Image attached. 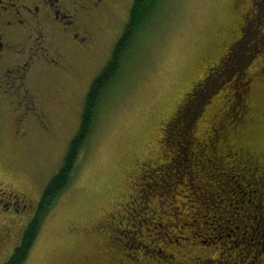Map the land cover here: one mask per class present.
Segmentation results:
<instances>
[{"label": "rangeland", "instance_id": "rangeland-1", "mask_svg": "<svg viewBox=\"0 0 264 264\" xmlns=\"http://www.w3.org/2000/svg\"><path fill=\"white\" fill-rule=\"evenodd\" d=\"M159 2L157 15L132 40L134 52L126 56L125 69L105 96L72 179L42 220L22 264H239L241 254L252 260L250 264H264V251L253 257L252 246L248 255L241 248L264 245V209L255 206V198L246 193L244 200L252 201V210H217L227 192L217 194L205 163L207 156L211 159L209 138L221 160H232L231 153L213 142L220 135L246 152L264 155V80L254 77L244 84L256 73L254 64L256 60L260 63L262 53L250 43L244 47L242 41L232 66L218 70L215 65L225 46L238 37L241 25L244 38L254 41L257 20L263 19L264 25V0ZM131 3L111 1L110 5H117L111 17L96 19L98 23L91 20L88 46L76 43L79 49L75 45L73 50L85 51L66 56L74 75L61 72L41 84L35 103L40 120L23 102L0 100V188L10 201L20 202L15 207L19 211L14 206L0 209V262L19 242L41 190L60 164L77 129L88 84L123 31ZM253 5L257 13L259 8L262 12L243 26L241 17ZM209 68L211 82L218 83L200 107L191 127L194 141L182 156L163 139L165 128ZM208 86L204 83L202 88ZM232 90L238 99L222 118L227 101L234 102ZM244 93L247 98L241 99ZM239 99L249 104L241 125L235 117ZM221 119L225 129L216 126ZM192 153L194 158L182 167L179 158L192 157ZM227 172L234 178L221 184L233 188L234 199H238L245 183L234 175L239 170L225 166ZM211 232L221 237L205 241Z\"/></svg>", "mask_w": 264, "mask_h": 264}, {"label": "flooded vegetation", "instance_id": "flooded-vegetation-1", "mask_svg": "<svg viewBox=\"0 0 264 264\" xmlns=\"http://www.w3.org/2000/svg\"><path fill=\"white\" fill-rule=\"evenodd\" d=\"M111 1L114 0H0V100L7 98L10 102H23L28 108L35 110L33 114L40 120V113L35 106L41 94L39 87L47 80L57 77L58 73L65 72L74 75L70 69L73 65L68 62L66 56L69 58L72 53L81 54L85 51L83 48H80L78 53L73 50H75L76 43H79L81 47L82 44L88 46L92 36V29H89L91 20L93 23H98L96 19H108L116 12L117 5H110ZM254 3L256 2L253 1L251 4ZM256 9L257 5H253L248 9V13L244 12L241 17L243 26L250 23L249 18L256 19L260 16L262 10L259 8L257 13ZM262 20L258 19L256 22L258 33L254 41L252 37L244 38V27L241 25L238 37L225 46L215 63L218 70L224 66H232L234 61L231 60L236 47L239 49L242 41L245 43L244 47L250 43L251 48L256 52L260 51L263 57L259 58L260 63L256 60L254 65L258 69L245 80V85L248 84L249 79L251 82L254 77L264 80V25ZM99 25H103V22H99ZM205 73L208 75L210 68L206 69ZM248 86L250 88V85ZM232 95L234 102L232 99L227 101V111L222 118L233 110L232 106L238 99L237 96L235 97L234 90H232ZM246 98L244 93L241 99ZM236 104L239 109L237 108L235 117L237 125H241L243 113L249 104L246 100L240 99ZM216 126L225 129L222 119L217 121ZM210 129L212 133L215 131L214 126ZM222 136L220 135L221 139L213 137V142L216 144L219 142L220 150H226V153L232 154L230 163L227 162V158L225 160L219 158V151L217 153L212 151L210 138L207 143L209 152L216 159L218 158L219 164L227 166L228 169H236V171L244 170L248 176L259 175L257 178L264 185L263 153L261 151L257 154L249 153L242 147L236 148L237 146ZM237 158L242 159L241 163L236 162ZM0 200H3V202L0 201V209L10 210L14 206V210L19 211L15 208L20 206L19 200L10 201L8 196L4 195L3 187L0 188ZM251 246L254 248V257L260 251H264V249L260 250L262 248L260 246L246 244L243 248L246 255L249 254Z\"/></svg>", "mask_w": 264, "mask_h": 264}, {"label": "trees", "instance_id": "trees-1", "mask_svg": "<svg viewBox=\"0 0 264 264\" xmlns=\"http://www.w3.org/2000/svg\"><path fill=\"white\" fill-rule=\"evenodd\" d=\"M159 1L160 0H132V3L128 8V18L125 22L123 31L115 40L110 50L108 59L88 84L83 97L77 129L66 144L62 160L56 171L50 176L41 190L34 214L22 230L19 242L13 247L11 254L2 262V264H22L24 262L32 242L37 235L42 220L53 207L56 198L65 189V187L68 186L72 179L73 171L77 164V159L80 156L81 151L85 147L92 132L93 125L97 118L99 109L103 105L107 92L110 90V87L115 83V81L118 80L117 75L119 74L120 70L122 68L123 70L125 69L127 61L126 56L134 52V43L132 40L139 33V30L146 24V21L153 14V16H155V14L157 15L158 7L161 5ZM211 78L212 77L209 74L200 79L199 85L192 90L190 97H187L184 105L177 110L165 128L163 139L169 143L171 147L176 146L178 153L182 156L185 155L183 154V150H189L191 141H194V137L191 134V127L194 124L196 116L200 112V107L210 95V90L212 91V88L218 83V81L211 82ZM204 83L209 85V88H202ZM240 147L241 146H238L236 148ZM209 155L211 156V159L207 156L205 158V163L209 165L210 173L213 175L211 179L215 181V188L217 189L216 192L217 194L220 193V191H222V193L227 192V194H225V202L222 203L223 200L220 199L222 205H220L221 203L216 205L217 210H221L223 213H229L232 211V209H239L241 211L252 210L253 208L249 209V205L252 201L250 199L244 200V195L246 193L249 194L248 196L251 195L252 199L255 198V206L259 205L264 209V206L262 205L264 204V185L260 182V179L257 178L259 175H250L248 178L247 172L244 170H239V174H234L238 179H240L241 182L245 183L243 188L247 189L239 192V198L234 199L233 188L229 189L226 188L225 185L221 184L222 180H224L225 183L228 182V180L232 182V178H234L231 176L232 173H225V167L219 164L218 158L216 159L212 153ZM191 156L192 157L188 158H179L182 167H186L185 162L187 163L188 159L194 158L195 155L193 154ZM175 157H177V155H175ZM175 157H173L172 160H175ZM217 165L221 166L222 171L219 170ZM166 167L164 168V172L168 170ZM230 169L231 168H229V170ZM240 171L243 172L241 173ZM243 174H245V176H243ZM253 177L257 183L252 179ZM220 184L222 186H220ZM213 187L214 185L212 184L211 188ZM227 198H232L233 202L230 201V203L227 204ZM235 200L239 201L240 203L236 204ZM130 214L133 215L134 210L130 211ZM211 216V219L216 220L214 215ZM211 234L212 235L208 236L205 241L218 239L221 237L214 235L213 232H211ZM227 235L226 237H223L228 239L229 236ZM229 241H232L235 244H240L242 242L241 240L231 239H229ZM245 246L246 244L241 246V248L243 249ZM260 247H262L260 250L264 249V245H261ZM237 261L239 264H250L249 262H252V260H247L242 254L238 257Z\"/></svg>", "mask_w": 264, "mask_h": 264}]
</instances>
